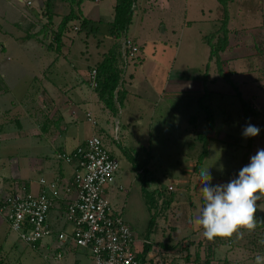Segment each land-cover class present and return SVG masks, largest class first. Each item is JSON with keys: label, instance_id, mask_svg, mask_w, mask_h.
<instances>
[{"label": "rangeland", "instance_id": "374dc122", "mask_svg": "<svg viewBox=\"0 0 264 264\" xmlns=\"http://www.w3.org/2000/svg\"><path fill=\"white\" fill-rule=\"evenodd\" d=\"M27 1L31 3L26 4ZM69 1L50 0L54 12L52 22L57 23L60 19L57 14L61 10L60 6H64V10L70 8L76 12V0L72 7ZM114 2L83 1L85 5L100 9L103 20L113 16ZM135 5L136 11L127 35L137 37L142 43V68L155 61L153 71L147 76L148 81L152 80L159 86L163 83L162 74L171 73L174 76L176 70H180V74L185 73L182 78L193 79L192 74H199L205 80L206 94L202 97L169 98L162 101L160 97L153 98L151 95L143 97L145 100L139 105L145 109L136 113L137 116L128 125L129 134H124L121 128L118 142L109 139L118 160L119 171L126 173V177L123 174L122 189L117 188V211L139 240L147 238L154 244L170 240L175 244L181 239H189L198 231L203 232L194 223L203 205V194L200 176L193 170V166L205 141L207 154L200 170L209 168L213 187L238 178L239 171L250 163L251 157L258 150L264 149V0H137ZM0 6L9 7L7 20L10 30L4 28L6 32L2 34H6L3 41L8 42L6 49L15 55L13 61L18 64L5 72L11 87L8 91L9 100L33 96L39 85L35 84L34 76L41 77L40 71L46 74L44 83L50 81L54 67L48 69L49 58H57L59 66L68 65L70 61L76 67L84 63L93 64L101 50L109 48L114 42L110 36L91 33L86 37L84 31L71 30L69 38H66V45H72L71 54L67 58L52 49L46 50L47 38L50 37V41L52 38L46 29L39 31L42 22H47L45 0H0ZM31 17H35L34 21L28 24ZM36 21H41L39 28L32 26ZM225 21V28L230 30L227 46L210 57L211 49L220 44ZM25 34L33 36V41L37 40L36 37L44 41V50L32 51L29 47L14 44L15 37ZM133 65H130L132 72ZM188 74L191 75L186 76ZM238 93L258 115H244ZM136 101L138 99H134L132 104L138 105ZM15 116L8 123L10 129L17 125V120L20 123V119ZM138 116L143 119L141 123L138 122ZM93 117L99 125L100 119ZM211 123L212 128L209 129ZM248 124L260 129L256 137H250V144L249 137L243 136V130ZM78 129L79 134L85 137L91 132V124L85 121ZM123 142L127 148H121ZM10 163L14 165V162ZM145 166L150 177L145 188L153 195L152 207L142 192V175L137 173L139 167ZM168 185L175 187L170 194L167 192ZM257 195L260 198L257 200L254 218L260 221L264 220V195ZM165 198L169 202H164ZM260 225L264 223H258L259 227L251 232L241 230V236L233 235L229 240L234 246L241 242V246L247 247L246 243L254 236L261 237L262 233L259 232L263 231L261 227L264 226ZM1 231L15 244L17 253H22L20 261L13 260V264H75L74 255L57 259L56 250H38L26 245L6 222L2 223ZM200 240L204 247L217 242V239L207 240L203 234ZM74 249L79 264L92 263L86 249ZM259 249L264 250V247ZM248 252L245 250L239 254V264H261V261L253 262L258 249ZM203 253L202 261L210 254L208 248ZM236 253L238 251L234 257ZM177 255L172 258L173 261H163L162 264H178L179 256L183 257L184 253ZM179 263L184 264V260L180 259ZM219 264H223L222 257L219 258Z\"/></svg>", "mask_w": 264, "mask_h": 264}, {"label": "crops", "instance_id": "0c3cea01", "mask_svg": "<svg viewBox=\"0 0 264 264\" xmlns=\"http://www.w3.org/2000/svg\"><path fill=\"white\" fill-rule=\"evenodd\" d=\"M83 1L77 6L76 12L73 11L74 14L78 18L85 17L93 21H101V24L106 27V29L102 27L101 35L113 37L112 40L114 42L109 48H103L101 50V54L93 64L84 63L76 67L72 61H70L68 65L64 64L65 66H59L57 58H49V64H47L49 67L48 69L54 67V75L49 79L50 81L44 83L46 74L40 71L41 77L37 75L34 76L35 84H39L35 89V94L30 97L26 95V97L24 96L17 100H9L8 98V91L11 87L8 85V79L5 74L9 68H15L14 66L18 65L13 61L16 58L15 55L11 54L6 49L8 42L3 41L4 35L6 34H2V32H6L4 28L10 30V23L7 20V14L9 13L7 8L9 7L0 6V206L4 196L17 186L24 185L30 192L38 193L40 190L39 180L41 178L48 181L58 180L60 185L71 183L75 163H68L58 159L57 154L59 152L72 151L76 146L93 134H98L103 138L105 146L115 157L113 149L110 147L109 139L112 138L118 142V132L121 128L124 134H129L128 125L135 118L136 113L139 114L142 109H145V107L139 105L143 104L145 100L143 97L151 95L153 98L160 97L162 101L169 98L173 100L179 98L186 99L187 97H202V95L206 94L204 86L205 80L201 79L199 74H192L193 79H185L182 78L185 76V73L180 74V70H176L174 76H171V73H167L166 75L165 73L162 74L163 83L159 86L152 80L149 82L147 76L153 71L152 67L155 65V61H152L149 65L146 64L144 68L141 67L144 61L142 43L138 41L137 37L129 36L139 46V57L135 62H126L120 46L122 37L111 36L108 32L109 24L114 19V13L110 19L103 20L100 15V9L85 5ZM115 2L112 4V8H114ZM73 3L74 2L71 0L69 1L71 7ZM136 7L135 5L131 22ZM60 8V12L57 13L60 19L57 23L51 20L54 14L51 10V6H45L47 22H42L43 24L40 28L41 21H36L37 23L32 24V26L36 25L40 32L45 29L46 32H49L52 41H50V37L47 38L48 43L46 44V50L52 49L56 54H63L64 57L68 58L71 54L72 45H66V38H69L71 30H75L76 32L82 30L78 29V19L75 18L71 20L68 23V30L62 36L61 46L56 48L52 31L56 30L62 16L71 11L70 8L64 10V6H60ZM34 18H29L28 20L31 21H29L28 24L32 23ZM75 26L78 28L74 29ZM46 32L44 34L45 38L47 36ZM125 35H127V32ZM88 36L89 34H86V37ZM33 38L34 37L30 34L18 36L14 38V44L24 48L25 46L29 47L32 51L44 50V41H41L38 37H36V41H33ZM103 40L102 38L101 43H103ZM117 45L119 49L117 53L118 67L121 69L118 90L122 97V102L118 103L116 99L117 95H115L112 108L107 106L103 100L99 98L98 92L95 88L89 86L86 77L88 71L96 67V65L102 61L103 57L108 54L109 51L113 50L112 48L115 49L114 52L116 53ZM131 63L134 64V72L130 70L132 67L130 66ZM157 74L158 73H156V78ZM189 75L191 74L186 76ZM141 78H144V80L142 81ZM134 99H138L136 102L139 106L137 104H132ZM87 112L91 113L92 118H94L93 115L99 118L100 124L98 125L97 121L93 124L87 118ZM14 115L20 119V123L16 119L17 125L10 129L8 123L11 122L12 116ZM137 118L139 123L143 121L140 116ZM85 121L90 122L91 132L89 135L87 134V136L82 137V135L79 134L78 128ZM207 133H210V130ZM206 137L212 138L213 135H207ZM125 144L126 143L123 142L121 148H127ZM10 161L14 162L13 166ZM138 170L142 171L139 173V175H142V180L148 182L150 178L146 171L148 168L146 166L139 167ZM123 174H125L126 177V173H122V171L118 169L114 181L105 189V195L116 211L118 207L116 193L117 188L122 189ZM73 194L72 189L67 192L62 191L61 198L55 200L51 206L48 215V223L55 232L63 230L70 232L73 229L72 223L66 219L65 214L66 198L70 199ZM3 222L7 223L5 213L0 212V264H13V260L17 262L20 261L22 253H17L18 250L15 244L10 242L7 234L2 233L1 225ZM200 235H202V231L196 232L195 235L189 239H181L175 244L171 243L170 240L154 244V242L145 239L152 245L151 249L145 254L143 260H146V264H162L163 261H173L172 258H176V256H178L177 254L183 252V257H177L178 264H180V259L184 260V264H191L193 261L194 264L197 261L202 262L204 259L203 254L205 255V253H203L204 249L210 247L203 246ZM211 243L212 254H210V264H219V258L221 257L223 264H239V260L241 259H239L238 256L246 250V247L241 246V242L237 243L235 246L232 245L231 241L230 244H221L218 242ZM74 247L78 246L73 242L62 243L55 238H48L33 249L40 250L44 248L49 251H60L62 253L61 258L74 255L75 264H79L78 255L75 253ZM222 251H224L223 254ZM236 251H238V253H236V257H234ZM208 258L207 256L206 259Z\"/></svg>", "mask_w": 264, "mask_h": 264}, {"label": "built area", "instance_id": "2783aa9c", "mask_svg": "<svg viewBox=\"0 0 264 264\" xmlns=\"http://www.w3.org/2000/svg\"><path fill=\"white\" fill-rule=\"evenodd\" d=\"M120 46L126 62L138 60L139 46L131 37H122ZM86 80L91 88L97 87L95 67L88 71ZM86 116L93 124L96 123L90 112ZM57 158L75 163L72 182L60 185L58 180L41 178L38 193L30 192L24 185L7 193L0 212L5 213L9 228L32 248L48 238L62 243L73 242L87 250L91 264H146L139 254L147 241L139 240L105 195L106 187L115 179L119 164L103 138L93 134L72 151L59 152ZM141 172L138 170V174ZM71 189L74 194L70 199L66 198L65 214L73 229L55 232L48 223L49 211L55 200L61 198V192ZM172 190L173 186L168 185L167 192ZM55 257L61 259L62 253L56 252Z\"/></svg>", "mask_w": 264, "mask_h": 264}, {"label": "clouds", "instance_id": "9594fccd", "mask_svg": "<svg viewBox=\"0 0 264 264\" xmlns=\"http://www.w3.org/2000/svg\"><path fill=\"white\" fill-rule=\"evenodd\" d=\"M259 132L258 127L248 124L243 136L256 137ZM199 176L203 205L194 223L202 228L207 240L241 236V230L251 232L258 223H264L254 218L260 198L257 194L264 195V149L251 157L250 163L239 171L238 178L225 185L211 186L209 168L200 170Z\"/></svg>", "mask_w": 264, "mask_h": 264}, {"label": "trees", "instance_id": "16d2710c", "mask_svg": "<svg viewBox=\"0 0 264 264\" xmlns=\"http://www.w3.org/2000/svg\"><path fill=\"white\" fill-rule=\"evenodd\" d=\"M71 1L74 2L75 0H71ZM82 1L83 0H76L77 5H79ZM220 1H223V0H220ZM136 2L137 0H116L115 5H114V19L109 24V29H108L109 35L111 36L114 35L119 38L124 37V35L127 32L128 25L131 22V17H132ZM45 6L46 7L50 6V0L45 1ZM75 18L78 19V23H79L78 29L79 30L84 31L86 34H91V33L101 34L102 26H104L103 24H101V21H93L85 17L78 18L74 14L73 10H71L68 14L62 16L59 24L57 25L56 30L52 31L53 41L55 43L56 48H59L61 46L62 36L68 30V23ZM225 25H226V21L224 22V25H223L224 27L223 36L221 37L220 44L217 48L211 49L210 57L214 56V54H218L219 51L224 50L227 46V43H228L227 35L230 32V30L225 28L226 27ZM112 49L113 50L109 51V53L106 54L103 57L102 61H100L95 67L97 71V87L95 89L98 92L99 98L103 100V102L107 106L113 108V104H114L113 98L115 97V95H117L116 99L118 103L122 102V97L120 96V92L118 90V86L120 85V78H121V69H119L118 67V56H117V53L119 51L118 45L116 46V53L114 52L115 49L114 48ZM224 76H227L226 73H224ZM238 95L241 100V105H242L244 115L247 117H249V115H252V116L258 115L257 111L254 108H252L248 104V102L240 96V93H238ZM208 128L209 129L212 128V123L209 125ZM206 143H207V140L205 141L204 148L202 152L200 153V155L198 156V159L193 166V170L198 174L200 172L202 160L203 158H205L207 154ZM248 143L250 144V137L248 139ZM245 159H246V156H244L243 160L245 161ZM146 185H147V181L143 180L142 181V192L147 198V202L152 207L154 203L153 195L146 190L145 188ZM157 194L160 195L159 193ZM164 202L166 203L169 202L168 198L167 199L165 198ZM260 226H264V225H260ZM261 229L263 230L259 232V233H262L261 237L254 236L255 238L247 242L246 250L251 252V250L254 251L255 249H258V254L256 258H254L253 262L257 263L258 261H261V264H264V250L259 249V248L262 249V247H264V227H261ZM216 239H217V242L221 244L230 243L229 238H226V239L216 238ZM151 245L152 244L148 241L144 243L142 254L139 255L142 260L144 259L145 254L151 249ZM208 247H210L208 248V253L212 254L211 245H209ZM210 254H207L209 257L208 259L202 262L197 261L195 264H209V259L211 256Z\"/></svg>", "mask_w": 264, "mask_h": 264}]
</instances>
